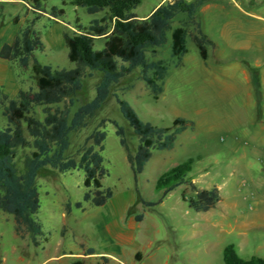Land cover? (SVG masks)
I'll use <instances>...</instances> for the list:
<instances>
[{
    "label": "rangeland",
    "instance_id": "1",
    "mask_svg": "<svg viewBox=\"0 0 264 264\" xmlns=\"http://www.w3.org/2000/svg\"><path fill=\"white\" fill-rule=\"evenodd\" d=\"M160 1L142 0L134 13L143 17ZM236 1L260 18L242 15L222 0H209V8H199L196 13L201 29L213 40V46L208 47L210 70L189 38L182 67H177L170 54L168 33L166 43L155 50V57L147 53L150 59L169 63L158 100L152 99L139 69L111 89L112 94L128 101L143 121L168 127L176 117H183L193 120L194 128L178 135L172 150L154 151L135 180L110 121L124 128L131 152L137 137L110 96L84 127L70 133L65 155L78 158L82 147L91 144L87 140L91 133L96 129L105 131L102 156L107 176L102 184L112 189V198L101 207L84 203L83 210L78 209L74 203L82 200L85 191L83 172L42 169L36 178L40 200L36 217L43 225L45 238L38 247L29 238L20 239L14 233L12 217L0 213V264H224L222 251L228 244L242 259L264 257V219L252 217L254 210L264 209L263 92L256 88L255 96L250 95L242 72L256 62L264 70V0ZM28 2L0 0V47L31 24L44 44L34 57L53 69L73 68L63 33L74 31L77 24L88 26L104 11L89 14L67 0H46V13L34 19ZM52 7L63 9L64 14L53 17ZM182 18L177 16L172 26H178ZM104 42L97 38L94 49H102ZM217 54L225 65L215 63ZM221 69L226 71L222 76ZM215 70L217 73L212 74ZM99 78L98 74L84 78L82 89L73 97L72 112L94 97ZM33 87L30 66L21 68L0 59L2 93L15 98L19 90ZM2 112L0 106V129L7 124ZM189 158L194 163L187 179L199 189L216 186L221 196L217 206L207 212L190 209L181 199L182 193L186 198L193 196L186 185L175 188L159 204L145 206L143 201L157 202L161 198V191L155 188L158 177ZM68 202L71 208L66 212ZM139 215L142 218L137 220Z\"/></svg>",
    "mask_w": 264,
    "mask_h": 264
},
{
    "label": "trees",
    "instance_id": "2",
    "mask_svg": "<svg viewBox=\"0 0 264 264\" xmlns=\"http://www.w3.org/2000/svg\"><path fill=\"white\" fill-rule=\"evenodd\" d=\"M44 1L29 0L28 6L36 15L34 19L46 13ZM206 1L167 0L148 17L138 18L134 10L142 0H67L89 14L104 11L100 19L92 20L88 26L77 24L74 31L63 33L67 58L74 64L71 69H53L34 57V52L42 51L44 44L31 24L15 34L10 43L0 47V59L14 62L21 68L30 66L34 81L33 88L19 90L15 98H9L0 91V106L7 120L6 126L0 129V213L12 217L17 237L29 238L35 247L40 246L45 238L43 225L36 217L40 209L36 178L44 168L60 173L83 172L85 191L82 200L74 203L78 209L83 210L84 203L101 207L112 198V189L102 184L107 176L102 156L105 131L94 130L87 138L91 144L82 147L78 158L65 155L70 145V133L84 127L86 120L93 117L110 96L115 98L120 114L137 137V145L131 152L124 128L110 121L120 146L126 151V160L135 180L154 151L172 150L177 136L194 128V121L183 117H176L168 127L143 121L128 101L112 94L111 89L122 78L139 69L140 78L152 99L158 100L163 93L169 63L163 59H150L147 53L151 52L155 57V50L166 43L168 33L171 37L170 54L176 60V66L181 65L188 52V38L194 43L200 58L206 61L212 42L196 19L199 7ZM50 14L58 17L64 11L52 7ZM179 15L183 18L178 26L173 27L172 23ZM17 20L15 17L14 21ZM97 38L105 39L100 50L94 49ZM93 74L100 77L94 97L72 112L73 97L82 89L84 78ZM20 151L24 153L19 155ZM193 163L194 159L189 158L162 173L155 183L156 190L161 191V198L157 202L143 201V204L153 207L175 188L186 185L193 196L186 198L182 193L181 199L190 209L207 212L215 208L221 200L219 189L216 186L199 189L187 179ZM70 208L68 202L66 212ZM141 218L139 215L137 220ZM222 260L224 264H264V257L240 258L232 244L223 248Z\"/></svg>",
    "mask_w": 264,
    "mask_h": 264
},
{
    "label": "crops",
    "instance_id": "3",
    "mask_svg": "<svg viewBox=\"0 0 264 264\" xmlns=\"http://www.w3.org/2000/svg\"><path fill=\"white\" fill-rule=\"evenodd\" d=\"M17 1H21V0H17ZM165 1L167 0H161L148 14H146L145 16L143 17H139L137 16L138 18H146L148 17L151 12L156 8L158 7L160 4L164 3ZM193 1V0H192ZM209 1V0H207ZM207 1L205 3H203L199 8L201 9L200 11L202 10H206L207 8H209V4L207 3ZM224 3L225 2H228L229 4H231L234 8H236L238 10V12L242 15H245V16H248V17H251V18H260L259 16H257L255 13L253 12H248V11H245L244 9L241 8L240 4L236 1V0H222ZM224 5V4H223ZM264 21V18L262 19ZM200 24V23H199ZM201 28V26H200ZM202 30V29H201ZM227 31V30H226ZM203 33L206 34V31L202 30ZM248 34L250 35L251 33L248 32ZM207 38L212 42V45L210 46H213V40L212 38L210 37V35L207 33L206 34ZM209 46V47H210ZM237 49H243V47L241 46H238ZM202 60V59H201ZM182 61H183V58H182ZM182 61H181V65L180 66H177V67H182ZM203 61V60H202ZM204 63V66L207 70H210V61H209V52H208V57H207V60L206 61H203ZM215 63L217 65H219L220 67L225 65V62L221 59V55L217 54L215 55ZM259 62L255 63L252 67L247 65V72L245 70H243V75H244V79L246 80V82L249 84V89H250V95H254V90L256 88H259L260 90H262L263 92V96H262V99H261V105L264 106V70L260 69L259 67ZM221 76H222V73H226L225 70L221 69ZM213 73H217V70L213 71ZM163 91H164V87H163ZM256 98V97H255ZM252 217L253 218H256V219H264V209L263 208H257L256 210H254V212L252 213Z\"/></svg>",
    "mask_w": 264,
    "mask_h": 264
}]
</instances>
